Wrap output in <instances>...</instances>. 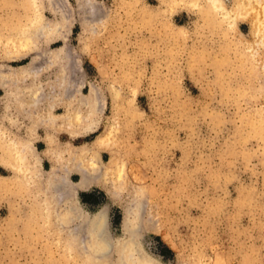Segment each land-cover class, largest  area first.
Returning <instances> with one entry per match:
<instances>
[{"label": "rangeland", "instance_id": "374dc122", "mask_svg": "<svg viewBox=\"0 0 264 264\" xmlns=\"http://www.w3.org/2000/svg\"><path fill=\"white\" fill-rule=\"evenodd\" d=\"M40 1L42 21L56 18L64 40L43 42L36 33V47L8 60L12 28L33 12L29 2L0 0V75L23 65L21 88L34 82L44 103L57 71L70 88L64 101L80 104L93 91L94 130L75 139L61 130L56 139L91 144L112 127L116 142L99 158L105 164L118 157L126 176L115 195L110 181L79 190L82 210L92 215L106 205L117 241L126 236L125 207L138 193L141 244L160 264H264V63L253 61L264 57V47L256 46L253 57L247 51L250 13L230 22L184 0ZM63 42L47 62L48 51ZM15 103L0 81V264H120L116 247L96 254L80 218L58 221L62 203L53 204L47 223L36 184L28 190L12 181L5 144L28 136L31 122ZM59 104L56 116L66 108ZM37 126L33 142L45 176L47 129ZM149 217L156 227L145 226Z\"/></svg>", "mask_w": 264, "mask_h": 264}, {"label": "bare ground", "instance_id": "6f19581e", "mask_svg": "<svg viewBox=\"0 0 264 264\" xmlns=\"http://www.w3.org/2000/svg\"><path fill=\"white\" fill-rule=\"evenodd\" d=\"M23 1L24 5L25 3L29 2L33 12V16L29 17V21L25 22L22 26L12 28L13 32H10L9 42L5 49L8 60L10 59L9 57L17 59L18 57L23 56V54L27 52L30 47H36L35 45L38 44L36 42L37 39H31L33 35L34 37H36V33L39 35L42 34L43 42H51L55 39H59L62 41L64 40V37L59 34L60 26L59 21L56 18H54L51 22H47L46 24H44L41 12L42 2L40 0ZM170 2L171 4H175L178 3L179 0L178 2L177 0H173ZM184 2L195 5L201 12L206 11L208 13H212L213 17H215L213 12L217 13L219 14L217 16H220L224 20L228 19V21L230 20V22L237 18H241L244 16L246 17L250 13V15L252 16V20L250 21V30L253 37L247 46V51H249L250 55L253 57L255 56L253 54V51L255 50L256 46L259 45L264 47V0H232L230 6H227L223 0H184ZM95 4L96 3H94L93 5ZM94 8L96 7L94 6ZM54 9L56 8L54 7ZM209 17L211 18V16ZM19 21H21V19ZM209 24H211V22ZM216 25L218 24L216 23ZM39 35L37 37L40 38ZM64 44L65 43L63 42V44H61L57 48L48 51V56L46 55L48 57H46L47 62L51 61V59L53 58L52 55H55L60 50H62ZM61 56L62 55H60V57ZM255 60L264 63V57H262L261 60L254 59L253 61ZM60 61L62 62V60ZM60 61H58V63ZM23 68V65H20L19 67H8L6 71L4 70L7 73H5V75H0V81L3 84L4 88H6V94L9 96V99L10 97L12 99L15 98L18 109L21 112H24L28 116V118L31 119L30 125L28 127V136L7 140L5 144L6 147L4 150V161L8 162L13 170L12 181L23 184L28 188V190L33 184H36V187L38 189L36 195L38 196V201H40L41 204V211L46 217L44 220H46L47 223H52V206L55 202L62 203L63 206V210L60 212V214H58L59 212L57 213L58 221H60L61 223L75 218H80L81 224L86 227L88 241L91 243V246L96 249L95 252L97 255H104L108 252H111L110 250L116 247L119 253L120 264H160L155 257L148 254L144 250L141 244L140 232L142 231L141 229L144 225L139 220L140 216L143 214H141L143 210L141 209V196L138 193L135 194L130 204L125 207L123 229L125 230L126 236L117 239V241H114L112 239L107 229V223L109 222L108 210L106 205L97 208L92 215H88L87 213H85L86 211L84 212L81 208V201L78 194L79 190L87 191L93 186L97 185L99 182L106 185V183L110 181L112 183L111 194L113 193L115 195L122 189L121 182L123 180V176L125 175L118 157H111L110 160L105 164H102L103 162L101 163V160L99 158L102 147L107 146L111 148L114 142H116L115 136L113 134L114 130L112 127H108L105 132L98 134L92 140L91 144H75L70 140L61 141L56 139L57 133L61 130L67 133L69 138L73 139L84 137L88 132L94 130L96 126V115L94 113L97 111L94 112V101L92 96L93 91H91L90 95L81 98L82 103L80 104L73 103L71 99V102L64 101V98H66V93L70 92V88L67 86V82L65 81L66 76H64V73H62L61 71H57L54 80L49 82V84L47 83L49 90L47 89L48 92L46 93L47 97L45 96L46 99L44 98V100L42 98V100L45 101L44 103L43 101H41L40 94L42 93H39L37 91L34 82H32L31 84L28 83L29 85H27L26 91L21 88L22 86L20 84V81L25 77ZM29 75L31 76V74ZM28 79L30 80V77ZM52 79L53 78H51V80ZM44 88L45 87H43V89ZM261 88L264 92V83L262 84ZM37 93H39L38 96L36 95ZM42 103L45 104V107H41L42 109H40L39 106ZM56 103H63V105L65 103L66 105L64 112L60 116H56L55 112H53V107ZM83 109L84 111L82 112ZM119 109H121V107ZM98 110L100 109L98 108ZM39 111L45 112L41 114ZM97 116L99 117V115ZM37 125H42L47 129V134L44 139L45 149L43 150V153L49 156L51 166L45 176H41L43 163L41 160V156L38 153V150L33 142V135L35 133V128ZM2 133L3 131L0 130V135ZM96 158H98V161ZM72 173L77 174L78 178L76 180L71 176ZM146 222L147 223L145 224V226L153 228L156 227L155 221L152 219V217H149ZM76 236L74 232L70 235V237H72L73 239Z\"/></svg>", "mask_w": 264, "mask_h": 264}]
</instances>
